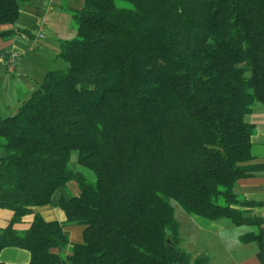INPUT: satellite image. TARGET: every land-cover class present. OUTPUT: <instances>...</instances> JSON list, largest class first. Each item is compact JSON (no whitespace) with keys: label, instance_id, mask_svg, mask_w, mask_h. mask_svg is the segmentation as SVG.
Instances as JSON below:
<instances>
[{"label":"trees","instance_id":"obj_1","mask_svg":"<svg viewBox=\"0 0 264 264\" xmlns=\"http://www.w3.org/2000/svg\"><path fill=\"white\" fill-rule=\"evenodd\" d=\"M30 1L0 0V26ZM73 21L67 66L0 119V209L12 213L0 253L26 249V264H190L174 200L258 226L242 241L257 242L264 264L263 220L234 189L264 169L248 164L245 121L264 105V0H84ZM69 181L80 193L60 198L65 223L35 212ZM67 223L84 226L83 242H70Z\"/></svg>","mask_w":264,"mask_h":264},{"label":"crops","instance_id":"obj_2","mask_svg":"<svg viewBox=\"0 0 264 264\" xmlns=\"http://www.w3.org/2000/svg\"><path fill=\"white\" fill-rule=\"evenodd\" d=\"M83 4L84 0H31L22 8L14 24L0 26V119L14 115L22 101L39 87L46 74L56 69L54 66L61 58L62 43L76 36L73 12L82 8ZM49 7H52L50 12ZM41 16L47 20L44 37L34 44ZM67 18L73 21L68 34L61 28ZM14 50L20 51L21 56L16 69L10 72L6 60ZM245 121L254 127L251 136L252 159L248 164L264 166V105L257 103L252 112L245 116ZM234 189L242 198L255 203L247 211L262 218L264 229V169L238 179ZM79 193L77 183L69 181L55 192L50 205L38 207L35 212L46 220L65 223L66 214L59 200L61 197L78 196ZM181 208L183 211L178 212L174 208V213L179 223L181 246L190 254V264L198 259L206 260V264H262L257 242L242 241L243 235L257 233L258 226L209 220ZM11 216L10 211L0 209V227L6 226ZM30 218L28 216L25 220ZM64 232L71 243L83 242V225L67 223ZM59 252L69 255L70 249L65 247ZM202 256L206 258H200ZM30 259L31 253L23 248L7 247L0 253V262L3 263L26 264Z\"/></svg>","mask_w":264,"mask_h":264},{"label":"rangeland","instance_id":"obj_3","mask_svg":"<svg viewBox=\"0 0 264 264\" xmlns=\"http://www.w3.org/2000/svg\"><path fill=\"white\" fill-rule=\"evenodd\" d=\"M51 10H52V9H51ZM51 10H50V11H51ZM50 11H49V12H50ZM72 16H73V15H72ZM72 23H73L72 19L67 18L65 21H63V24H62V27H61L62 30L65 31V32H67V34H68V32L71 31V30H70V27H71ZM68 36H70V35H68ZM65 66H67V63H66L62 58H60V59H59V62L54 66V68H62V67H65ZM76 156H77V153L74 152V153H73V156H72V162L74 161V163H75V157H76ZM75 169L81 171V172L84 173L86 176H88L90 179L95 180V176L93 175V173H92L91 170H89V169H87V168H85V167H82V166H80V165H76ZM172 204H173V206H174V208H175V210H176L177 212H178L179 210H182V211H183V209L181 208V205H180L179 203H177L176 201L172 200Z\"/></svg>","mask_w":264,"mask_h":264},{"label":"built area","instance_id":"obj_4","mask_svg":"<svg viewBox=\"0 0 264 264\" xmlns=\"http://www.w3.org/2000/svg\"><path fill=\"white\" fill-rule=\"evenodd\" d=\"M51 9L52 7H49L48 11H50ZM46 24H47L46 18L44 16H41L38 21V31L34 44L37 43V40H40L44 37ZM20 56H21V52L18 50H14L8 55L6 60V66L10 72H13L16 69V65Z\"/></svg>","mask_w":264,"mask_h":264},{"label":"water","instance_id":"obj_5","mask_svg":"<svg viewBox=\"0 0 264 264\" xmlns=\"http://www.w3.org/2000/svg\"><path fill=\"white\" fill-rule=\"evenodd\" d=\"M200 258H202V259H203V258H206V257L202 256V257H200Z\"/></svg>","mask_w":264,"mask_h":264}]
</instances>
